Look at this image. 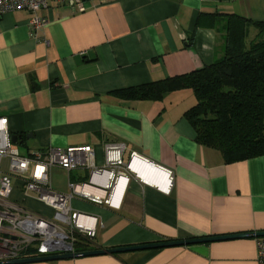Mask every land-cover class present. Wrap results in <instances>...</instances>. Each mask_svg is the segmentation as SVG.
<instances>
[{
  "label": "crops",
  "instance_id": "obj_1",
  "mask_svg": "<svg viewBox=\"0 0 264 264\" xmlns=\"http://www.w3.org/2000/svg\"><path fill=\"white\" fill-rule=\"evenodd\" d=\"M83 2L82 13L49 2L37 13L48 23L35 33L26 11L0 17V118L11 136H21L13 146L22 156L90 146L101 162L103 146L118 143L125 162L137 153L172 172L168 192L134 179L124 191L119 184L115 207L73 199L74 211L96 219L91 250L264 232V156L226 163L218 150L198 144L184 116L196 104L190 89L161 101L114 94L221 59L223 16L264 23V0ZM87 179L88 171L53 167L49 173L51 189L61 194L68 183ZM12 200L51 215L18 183ZM31 264L259 263L255 239H235Z\"/></svg>",
  "mask_w": 264,
  "mask_h": 264
},
{
  "label": "built area",
  "instance_id": "obj_2",
  "mask_svg": "<svg viewBox=\"0 0 264 264\" xmlns=\"http://www.w3.org/2000/svg\"><path fill=\"white\" fill-rule=\"evenodd\" d=\"M52 2L68 5L82 13L86 10L83 0H0V17L17 11L32 15L28 22L31 33L47 25L38 11ZM125 146L109 143L103 146L102 160L96 162L92 147L49 148L22 156L11 142L5 118H0V262L33 257L75 253L81 238L93 240L96 236V219L80 214L71 208L73 199L92 204L115 207L114 196L119 184L125 186L134 179L156 189L168 192L173 184V174L160 168L137 153L123 160ZM8 159V169L2 168V160ZM137 164L152 166L163 173L165 186L160 188L146 183L137 171ZM58 167L68 173L88 171L86 182L68 183L67 193L54 192L49 184V173ZM21 186L25 196L36 199L51 210V215H40L12 200L15 184ZM121 199V197H120ZM118 206V205H117ZM256 261L264 264V238L255 239Z\"/></svg>",
  "mask_w": 264,
  "mask_h": 264
},
{
  "label": "trees",
  "instance_id": "obj_3",
  "mask_svg": "<svg viewBox=\"0 0 264 264\" xmlns=\"http://www.w3.org/2000/svg\"><path fill=\"white\" fill-rule=\"evenodd\" d=\"M223 56L190 74L167 78L115 95L130 101H161L190 89L196 104L184 114L198 144L218 150L226 163L264 156V23L224 15ZM250 28L256 30L250 37ZM81 238L76 251H91ZM28 258L34 256L29 251ZM117 257V255H113Z\"/></svg>",
  "mask_w": 264,
  "mask_h": 264
},
{
  "label": "water",
  "instance_id": "obj_4",
  "mask_svg": "<svg viewBox=\"0 0 264 264\" xmlns=\"http://www.w3.org/2000/svg\"><path fill=\"white\" fill-rule=\"evenodd\" d=\"M20 139L21 136H16V135L11 136L12 144H16L17 141ZM257 238H264V232H247V233H238V234L215 236V237H201V238L175 240V241H168V242H161V243H154L147 245L130 246V247L96 249L91 251H83V252H75V253L63 252L60 254L50 255V256L31 257V258H24V259L11 260V261H2L0 262V264H31V263H42V262H54L60 260H71V259L86 258L93 256L118 255L129 252H141V251L170 248V247H183V246L209 244L219 241H227V240H235V239H257Z\"/></svg>",
  "mask_w": 264,
  "mask_h": 264
},
{
  "label": "bare ground",
  "instance_id": "obj_5",
  "mask_svg": "<svg viewBox=\"0 0 264 264\" xmlns=\"http://www.w3.org/2000/svg\"><path fill=\"white\" fill-rule=\"evenodd\" d=\"M136 168L139 175L146 183L159 186L160 188H163L165 186V177L163 173L155 170L152 166L137 164Z\"/></svg>",
  "mask_w": 264,
  "mask_h": 264
},
{
  "label": "rangeland",
  "instance_id": "obj_6",
  "mask_svg": "<svg viewBox=\"0 0 264 264\" xmlns=\"http://www.w3.org/2000/svg\"><path fill=\"white\" fill-rule=\"evenodd\" d=\"M254 33V32H253ZM251 35V34H250ZM250 37H252V36H250ZM14 148H18L19 149V151H21L22 152V148L21 147H19V146H14ZM2 168H3V170L6 172L7 171V169H8V159H3L2 160Z\"/></svg>",
  "mask_w": 264,
  "mask_h": 264
},
{
  "label": "clouds",
  "instance_id": "obj_7",
  "mask_svg": "<svg viewBox=\"0 0 264 264\" xmlns=\"http://www.w3.org/2000/svg\"><path fill=\"white\" fill-rule=\"evenodd\" d=\"M209 35H211V33H209Z\"/></svg>",
  "mask_w": 264,
  "mask_h": 264
}]
</instances>
